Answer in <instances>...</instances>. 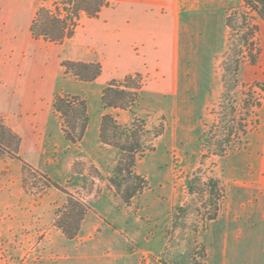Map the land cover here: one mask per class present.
<instances>
[{"label": "rangeland", "instance_id": "374dc122", "mask_svg": "<svg viewBox=\"0 0 264 264\" xmlns=\"http://www.w3.org/2000/svg\"><path fill=\"white\" fill-rule=\"evenodd\" d=\"M235 6L218 53L214 20L187 27L175 100L129 94L135 90L124 87L136 88L134 79L108 94L120 107H105L88 100L78 79L61 77L56 95L78 96L88 113H103L99 141L85 139L94 133L88 115L78 141L80 133H64L54 111L43 153L2 154L0 264H104L88 258L120 254L127 264H207L205 235L223 203V163L257 128L260 107L254 116L245 103L264 99V86L239 75L256 60L259 42L250 12ZM121 89L127 95L114 92ZM241 119L245 135L233 124ZM88 211L103 222L93 235L80 231Z\"/></svg>", "mask_w": 264, "mask_h": 264}, {"label": "crops", "instance_id": "0c3cea01", "mask_svg": "<svg viewBox=\"0 0 264 264\" xmlns=\"http://www.w3.org/2000/svg\"><path fill=\"white\" fill-rule=\"evenodd\" d=\"M108 2L96 18L83 15L70 39L50 43L34 39L29 30L42 4L37 0H0V121L20 137L18 155L39 156L44 152L43 139L49 134L55 113L54 97L65 76L63 60L100 63L101 74L95 80L77 81L88 89V100L96 104L108 83L134 75L141 78L144 96L175 100L180 89L181 58L186 57L187 27L200 19L214 20L218 53L226 46L231 30L226 23L235 12V3L250 12L259 42L256 61L240 70L241 81L264 86V21L244 0ZM88 110L87 132L94 133H85V139L99 141L103 113L93 116ZM256 125L245 145L229 152L223 163V203L205 235L207 264H264V99ZM102 223L98 215L88 211L80 231L93 235ZM123 256H92L88 261L127 264Z\"/></svg>", "mask_w": 264, "mask_h": 264}, {"label": "trees", "instance_id": "16d2710c", "mask_svg": "<svg viewBox=\"0 0 264 264\" xmlns=\"http://www.w3.org/2000/svg\"><path fill=\"white\" fill-rule=\"evenodd\" d=\"M244 2L245 5L253 10L255 14L264 21V0H244ZM108 6V0H54L49 6L41 5L38 7L30 25V34L34 39H40L50 43H62L73 36L74 31L79 25V21L83 15L89 19L96 18L101 10ZM226 26L232 30L229 20L227 21ZM250 28L252 31L253 27ZM255 61V58H252V63ZM61 66L64 69L65 75L70 74L82 82H91L101 74L100 63L63 60ZM134 79H137L138 81L137 87L131 88L128 84V86H125L124 89L135 90L134 93H129L135 96V92L142 93L140 76H127L122 81H111L107 84L102 92V104L105 107L110 108L120 107V105L117 104V101H107L108 94L112 92L113 88L118 90L121 84L130 83ZM234 80L236 79L234 78ZM114 92L121 95H127L126 91H123L122 89ZM259 107V102H253L252 104L245 103L247 111L253 113L254 116H256L255 109H258ZM53 109L55 112L59 113L64 120V133H80L76 139L80 141L86 131L88 123L85 101L81 100L78 96L64 97L63 95L57 94L54 97ZM106 121L111 122V118L104 115L102 122L105 124ZM236 122L233 120V124L237 126L235 130L245 135L244 133H247V131L245 129V125H242V119ZM0 140V145L2 146V150H0V157L4 154V156L9 158H17L21 139L17 134L13 133L11 129L4 126L1 121ZM245 143L246 141H241L240 147L244 146ZM131 159L133 162V157H131ZM212 220H214V218Z\"/></svg>", "mask_w": 264, "mask_h": 264}]
</instances>
